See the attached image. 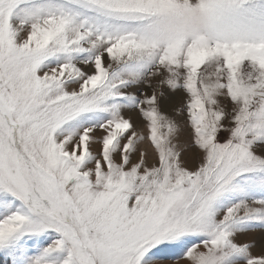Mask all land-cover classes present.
I'll list each match as a JSON object with an SVG mask.
<instances>
[{"label": "snow or ice", "instance_id": "1", "mask_svg": "<svg viewBox=\"0 0 264 264\" xmlns=\"http://www.w3.org/2000/svg\"><path fill=\"white\" fill-rule=\"evenodd\" d=\"M0 264H264V0H0Z\"/></svg>", "mask_w": 264, "mask_h": 264}]
</instances>
